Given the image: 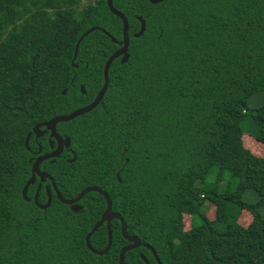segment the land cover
Segmentation results:
<instances>
[{"label":"trees","instance_id":"trees-1","mask_svg":"<svg viewBox=\"0 0 264 264\" xmlns=\"http://www.w3.org/2000/svg\"><path fill=\"white\" fill-rule=\"evenodd\" d=\"M112 6L127 21V59L109 64L99 103L56 123L71 151L39 168L62 198L102 189L126 233L151 246L160 264H264V0ZM137 16L144 30L134 37ZM121 37V20L105 0H0V264H117L128 244L112 218L88 239L101 250L108 225V250L85 246L105 207L97 192L84 194L77 212L50 187L44 209L32 200L35 184L27 200L20 194L32 152L50 149L32 127L93 99L106 58L120 47L111 38ZM257 93L261 101L250 105ZM244 133L261 144V156L243 147ZM38 193L44 204L42 186ZM242 209L251 215L246 226L236 222ZM141 255L157 264L143 245L127 250L123 264H144Z\"/></svg>","mask_w":264,"mask_h":264},{"label":"water","instance_id":"water-1","mask_svg":"<svg viewBox=\"0 0 264 264\" xmlns=\"http://www.w3.org/2000/svg\"><path fill=\"white\" fill-rule=\"evenodd\" d=\"M105 1H106V6H107L108 10L121 20V36H122L121 40L120 41H115L114 39L111 38V40L113 42H116L118 45H120V47L117 48L116 50H114L106 58V60H105V62L103 64V67H102V84H101L100 88L98 89L97 93L95 94V96L93 97V99L89 103H87V104H85L83 106H80V107L72 110L71 112H69L67 114L52 116L50 119H48L46 121H43V122H40V123H37V124H35L32 127L31 132L35 136H38V134H40V132L38 131L40 126L44 127V131L45 130H49V136H51V137H53L55 139V141L57 143V146L52 151L44 153L42 155H38L37 157H35L33 159L32 164L30 166L29 177L25 180V182H24V184H23V186L21 188L20 194H21V197L24 200H27V197L25 196V192H26V189H27L28 185L33 183L35 175H37L41 180L44 177H46L49 180L52 188L54 189L55 198L59 202L69 205L70 210L76 212V211H78L80 209V206L77 204V201L84 194H86L87 192H90V191L97 192L104 198L105 207L101 211L98 220L86 232V234L84 236V244H85V246L92 253H95V254H98V255L104 254L108 250V248L110 246V242H111V234H110V229H109L108 225H106V243H105V246L101 250H96V249L92 248L90 246L89 242H88V239H89V236L103 222H105L107 224V222L110 219L116 218L119 221L120 233H121L122 237L128 242V244H126L122 248H120V250L118 252V255H117V264H123V255H124V253L127 250L136 248V247H138L140 245H143L144 247H146L150 251V253L152 254L155 262L157 264H160L158 259H157V257H156V255H155V252H154V250L152 249L151 246H149L148 244H145V243H141L139 241V239L135 235H128L126 233L125 223H124L122 217L118 213L111 211L110 200L108 198V195L102 189H100L99 187H96V186H85L74 197H72V198H62L59 195L57 189L55 188V186L53 184V181H52V178L50 177V175H48L46 172L39 171L38 168H37V165H38V163L40 161H42L44 159H48V158L54 157V156H57L58 153L61 151L62 146H67L68 145V137L62 138L60 135H58L55 132V124L57 122H61V121H68V120H70V119H72V118H74V117H76L78 115L86 113L89 110H91L97 103H99V101L101 100V98H102V96H103V94H104V92L106 90V87H107V83H108L107 70H108L109 64L111 63V61L114 58H116L118 56H120V62H125L126 59H127L128 55L126 53V50H127V46H128V35H127V21H126V18L124 17V15L121 12H119L118 10H116L112 6V0H105ZM148 1L150 3L154 4V3L160 2L161 0H148ZM136 18H137V20L139 22V28H138L137 32L133 33L134 37H138L139 35H141L143 30H144V21H143V19L140 16H137ZM94 28L95 27L88 28L82 34H80V36L78 37V39L76 40V42L74 44L72 58L75 57L77 45H78L79 41L81 40V38L84 35H86L87 33H89L90 31H92ZM80 90L83 91L82 86H80ZM61 93H64L63 89L61 90ZM29 136H30V133H27L25 138H24V141H23V143H24V145L26 147H27V141H28ZM73 158H74V156H73ZM116 177H117V175H116ZM117 179H118V177H117ZM46 193H47V196H46L47 198H46V201H45L44 204H37V202H36V191L34 193V196L32 197L33 202L38 207H40L42 209H44L45 207H47L49 205V202H50V199H51L48 190H47ZM140 257L143 260L144 264H149V262L146 260V258L144 256L141 255Z\"/></svg>","mask_w":264,"mask_h":264},{"label":"rangeland","instance_id":"rangeland-1","mask_svg":"<svg viewBox=\"0 0 264 264\" xmlns=\"http://www.w3.org/2000/svg\"><path fill=\"white\" fill-rule=\"evenodd\" d=\"M87 1H90V0H81V3H85ZM260 97H262L260 93L254 94L250 98L249 104L250 105L258 104L261 101ZM241 139H242L243 147H245L247 150H249L250 153H252L256 156L262 155V147H261V144L259 142L252 139V137L249 136L247 133L242 134ZM204 213H205L206 217H208L209 219H212L214 216V206L211 203L206 202L204 204ZM261 213L264 217V208L261 209ZM250 220H251L250 213L244 209L240 210V212L238 213V215L236 217V222L242 226H246L250 222ZM189 221H190L189 216L183 215L182 222H183V229L184 230L188 229Z\"/></svg>","mask_w":264,"mask_h":264},{"label":"flooded vegetation","instance_id":"flooded-vegetation-1","mask_svg":"<svg viewBox=\"0 0 264 264\" xmlns=\"http://www.w3.org/2000/svg\"><path fill=\"white\" fill-rule=\"evenodd\" d=\"M56 125V124H55ZM38 131L40 132V134H38V136L37 137H41L42 135H44V134H46L47 135V137H46V139H47V142L49 143L48 144V146L50 147V149L49 150H47V151H44V152H42V153H39L40 152V147L38 146L37 147V150L36 151H33L32 153L34 154V156H33V158L32 159H34L35 157H37L38 155H42V154H44V153H47V152H50V151H52L56 146H57V143H56V141H55V139L53 138V137H51V136H49V130H45L44 131V127L43 126H40L39 127V129H38ZM55 132H56V130H55ZM57 133V132H56ZM58 134V133H57ZM59 135V134H58ZM35 136V135H34ZM61 136V135H60ZM62 138H64V137H67V136H61ZM50 138H53V143H52V141H50ZM68 143H69V140H68ZM68 146V145H67ZM67 146H62V149H61V151L64 149V148H66ZM66 150L67 151H71L69 148H66ZM60 151V152H61ZM59 152V153H60ZM58 153V154H59ZM73 156L74 155H72V157H71V159H69V160H72V158H73ZM74 159V158H73ZM45 160V159H44ZM33 161V160H32ZM41 163V161L38 163V165H37V168H38V170L39 171H41V172H46L45 170H43V169H41V168H39V164ZM32 164V163H31ZM47 173V172H46ZM48 174V173H47ZM49 175V174H48ZM37 180V181H36ZM45 181H48V183H49V186L45 183ZM33 184H35V187H34V190H33V192H32V197L34 196V193H35V191H36V197L39 195V193H38V191H40V188H41V186H42V188H43V191H44V196H47V190H48V192H49V195H50V197L52 196L51 195V193H50V191H49V187L52 189V194H53V196H55V194H54V189L52 188V186H51V184H50V182H49V180L46 178V177H44L42 180L37 176V175H35V177H34V180H33V183H32V185ZM54 184V183H53ZM47 198V197H46ZM46 201V200H45ZM78 202V201H77ZM37 204H39V203H37ZM77 212V211H76ZM104 223V222H103Z\"/></svg>","mask_w":264,"mask_h":264}]
</instances>
